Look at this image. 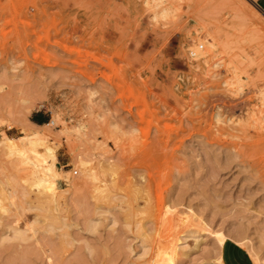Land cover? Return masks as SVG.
<instances>
[{
	"label": "rangeland",
	"instance_id": "1",
	"mask_svg": "<svg viewBox=\"0 0 264 264\" xmlns=\"http://www.w3.org/2000/svg\"><path fill=\"white\" fill-rule=\"evenodd\" d=\"M23 129L54 149L55 186L31 177L49 157L8 153ZM221 233L264 261V24L251 8L0 0V264H216Z\"/></svg>",
	"mask_w": 264,
	"mask_h": 264
},
{
	"label": "bare ground",
	"instance_id": "2",
	"mask_svg": "<svg viewBox=\"0 0 264 264\" xmlns=\"http://www.w3.org/2000/svg\"><path fill=\"white\" fill-rule=\"evenodd\" d=\"M254 1L255 0H242L243 4L250 7L252 12L256 16H258V18L264 24V19L259 15L260 10L257 7H255V5H252V2H254ZM239 15L242 16L241 14H239ZM20 140L25 142V144H24L25 147H19L13 141H6L5 142V147L9 151L8 153L15 152V153L21 155V154L25 153L27 150H29L35 158H41L43 156L49 157L52 160L51 164L49 166H47L46 168L32 167L31 177L33 178L34 183L36 185H40L42 182H48V183H51L55 186L56 185V178L59 177L60 172H58L56 170V165H55L56 155H55L54 149L48 144V142H46L47 140H45L44 136H41L40 134H38L36 132H32V131L27 130V129H23L22 133H20ZM80 169L83 173V177H88V176L93 175L92 172H88L85 170V166L83 163H81ZM89 179H91V177H89ZM70 184L75 188L81 186V184L79 186V182H75L73 184L70 183ZM228 237H229L228 234H224V233H221V234L216 236V244L218 246V249L220 248L223 241ZM239 244H241L243 246L244 242H242V240H241V242H239ZM252 248L253 247L250 248V245H249L248 252H250V254L253 257L256 264H264V261H261V259L258 258L259 256L256 255V253L254 252L255 250L253 251ZM216 261H217L216 264H223L221 261L219 253H218Z\"/></svg>",
	"mask_w": 264,
	"mask_h": 264
},
{
	"label": "crops",
	"instance_id": "3",
	"mask_svg": "<svg viewBox=\"0 0 264 264\" xmlns=\"http://www.w3.org/2000/svg\"><path fill=\"white\" fill-rule=\"evenodd\" d=\"M257 5L264 9V4L260 2V0H256ZM37 116L33 124L40 125L39 123L43 121L41 115L35 114ZM46 124V122H44ZM227 239V238H226ZM233 238H229L228 240H224L219 248V255L223 264H256L250 252H248L245 246L239 244L237 240H232Z\"/></svg>",
	"mask_w": 264,
	"mask_h": 264
},
{
	"label": "built area",
	"instance_id": "4",
	"mask_svg": "<svg viewBox=\"0 0 264 264\" xmlns=\"http://www.w3.org/2000/svg\"><path fill=\"white\" fill-rule=\"evenodd\" d=\"M262 9V8H261ZM263 10V9H262ZM76 171L75 170H72V173H75Z\"/></svg>",
	"mask_w": 264,
	"mask_h": 264
},
{
	"label": "trees",
	"instance_id": "5",
	"mask_svg": "<svg viewBox=\"0 0 264 264\" xmlns=\"http://www.w3.org/2000/svg\"><path fill=\"white\" fill-rule=\"evenodd\" d=\"M32 120H34V121H35V118H32Z\"/></svg>",
	"mask_w": 264,
	"mask_h": 264
}]
</instances>
